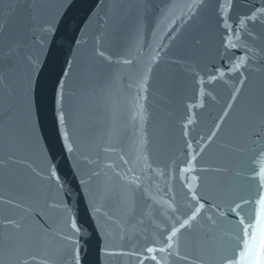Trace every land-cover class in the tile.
<instances>
[{
  "label": "water",
  "instance_id": "water-1",
  "mask_svg": "<svg viewBox=\"0 0 264 264\" xmlns=\"http://www.w3.org/2000/svg\"><path fill=\"white\" fill-rule=\"evenodd\" d=\"M220 2L227 6V0ZM191 3L0 0V69L7 68L4 56L9 48L18 45L23 55L39 58L31 86V125L22 113L13 120L0 119V264H75L77 254L80 264H140L130 255L105 253L140 252L159 238L157 225L163 227L170 220L165 212L172 198L174 207L191 202V193L179 173H173L172 163L184 159L188 139L195 142L211 135L230 99L224 81L238 83L240 72L249 76L242 100L254 86L264 85V16L242 30L240 43L245 48L231 50L234 58L249 57L246 66L234 73L228 71L227 60L217 55L218 49L223 52L216 29L217 0H203L190 17ZM262 3L234 0L229 22ZM42 25L53 31L41 46ZM193 37L202 41L195 52ZM98 51H104L107 59L99 57ZM157 52L152 63L150 57ZM214 68L225 76L209 84ZM22 75L21 64L8 78V88ZM145 78L146 91H140ZM200 78L203 84L198 83ZM60 81H64L63 111L75 148L72 153L63 150L59 141L65 128L57 120ZM201 88L216 95L218 103L207 97L202 100ZM6 91L0 85V98ZM138 96L144 97L140 101L143 122L139 116L133 119ZM201 102L203 107L198 106ZM188 103L197 107L189 112ZM189 115L194 123L185 137L181 125ZM237 143L229 118L198 156L196 170L186 173L189 181L199 177L193 182L198 195L218 200L222 192L238 190L245 183L237 176L240 154L229 150ZM217 167L228 171H200ZM53 169L59 181L50 178ZM213 214L206 205L198 220L179 233L180 255L187 259L172 258L169 264H215L213 251L235 243L229 239L237 231L232 214L216 217L212 225L206 217ZM6 220L23 222L24 230L18 233L5 225ZM73 220L80 228L78 234L71 229ZM67 236L72 237L71 243L64 239Z\"/></svg>",
  "mask_w": 264,
  "mask_h": 264
},
{
  "label": "snow or ice",
  "instance_id": "snow-or-ice-1",
  "mask_svg": "<svg viewBox=\"0 0 264 264\" xmlns=\"http://www.w3.org/2000/svg\"><path fill=\"white\" fill-rule=\"evenodd\" d=\"M234 0H227L225 3L217 0V20L216 29L219 33V47L223 52L217 50V55L222 60H227L231 67L228 68L229 72H240L246 66V61L249 59L247 55L234 58L230 53L231 50L237 48H245V45L240 43L242 37V30L250 21H256L259 17L264 16V3L260 7H254L249 10L248 14L237 17L235 21H230L228 15ZM203 6V0H192L188 5V13L191 17L198 9ZM3 26L0 25V31ZM43 36L40 37L41 46L43 41L47 38L48 34L53 31L52 27L41 26ZM251 36V32L245 33ZM77 44L81 41H76ZM202 44L200 39L193 37L192 49L193 52L197 51ZM246 51H251L247 49ZM99 57L107 59L104 51H98ZM159 53L151 56L152 63H155ZM4 61L7 64L6 69H0V85H3L7 91L4 96L0 98V119L13 120L16 119L21 113L24 119L31 125L32 109H31V86L34 73L38 70L39 58L32 55H23L20 46L9 48L8 53L4 56ZM70 63V62H69ZM124 64H131V60H124ZM23 65V75L14 87L8 88L7 81L10 76L17 73L20 65ZM151 69H149L150 71ZM251 71L259 72L261 69H251ZM215 74H209L207 82L209 84L215 81L223 80L225 72L220 68H214ZM68 75L67 72L64 73ZM249 82V76L240 72L238 83L229 84L224 81L227 88L230 89V99L226 101V107H222V114L218 116V122L215 123L211 135H207L206 139L201 136L198 141L188 139L186 142V154L183 160L173 162L171 165L173 173L178 172L179 177L185 184L187 191L191 193L190 203L183 208L180 206H173L175 199L172 198V203L167 205L165 216H170V220L166 219L163 227L157 225L159 238L147 244L140 252L131 253H108L106 255H130L135 257L140 264H169L172 258L187 259L186 256L180 255L179 250V233L190 228L194 222L198 220L204 212L206 205L214 214L206 217V220L215 225L217 223L216 217H225L226 214H232L233 218L237 221L236 233L234 237L229 239L234 240L235 243L223 245L215 249L212 257L215 264H264V85L254 86L251 92L243 100L241 95L245 91V85ZM64 81H60L61 90L58 92L57 103L61 105V110L57 115V120L61 125H65V113L63 111V87ZM147 79L140 84V91H146L144 85ZM198 83L203 84V78H200ZM199 96L203 100L204 97L209 98L213 103H218L216 95L212 92H205L203 88L199 91ZM144 97L138 96L136 104L138 112L133 119L137 116L144 120V104L140 101ZM199 107H203L201 102ZM197 105L188 103L186 109L190 112ZM229 118L232 119L234 128L237 133V140L239 143L230 146L229 150L240 154L239 167L241 171L237 172L238 177H242L245 183L238 190H226L220 194L218 200H209L203 195L197 194L198 176H192L191 181L188 180L187 172L195 171L193 165L196 163L198 156H200L204 148L215 140L220 130L224 127V122ZM194 119L189 115L186 122L181 125L183 128V136L189 137L188 128L193 125ZM34 132V126H32ZM255 138V139H253ZM59 141L62 142L63 150L72 153L75 148L73 143L70 142L69 132L65 128L59 133ZM244 144H251L252 147L245 149ZM199 148L200 151L196 152ZM109 149H105L108 151ZM123 159V157L121 158ZM91 163V161H89ZM127 163V161H125ZM183 165V166H181ZM131 171V169H129ZM200 171H214L222 174L228 171L227 168L217 167L214 169H200ZM164 175L165 173H161ZM56 178L59 181V176L55 169L50 172V178ZM133 183L136 181L133 180ZM81 183H86L81 181ZM139 187V185H137ZM62 187V184H61ZM9 203V201H5ZM62 204L63 202H57ZM225 205H227L225 207ZM56 206V205H50ZM65 211L67 209L65 208ZM99 209L93 208V212H98ZM177 213H179L177 215ZM5 225L12 226L18 233L24 230L23 222L14 220H6ZM178 225V227H177ZM71 229L74 233H79L80 228L77 226L75 220L71 222ZM225 236H228L226 233ZM70 243L72 237H64ZM154 253H167V256H158ZM75 264H80L79 255L75 257Z\"/></svg>",
  "mask_w": 264,
  "mask_h": 264
}]
</instances>
